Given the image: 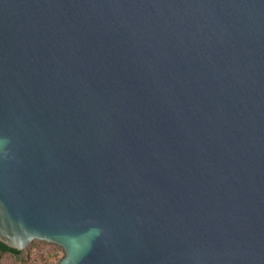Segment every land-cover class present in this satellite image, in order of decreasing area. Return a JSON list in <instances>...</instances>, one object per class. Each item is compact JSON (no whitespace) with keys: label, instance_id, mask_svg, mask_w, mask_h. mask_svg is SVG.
I'll return each instance as SVG.
<instances>
[{"label":"water","instance_id":"95a60500","mask_svg":"<svg viewBox=\"0 0 264 264\" xmlns=\"http://www.w3.org/2000/svg\"><path fill=\"white\" fill-rule=\"evenodd\" d=\"M0 242L264 264V0H0Z\"/></svg>","mask_w":264,"mask_h":264},{"label":"rangeland","instance_id":"374dc122","mask_svg":"<svg viewBox=\"0 0 264 264\" xmlns=\"http://www.w3.org/2000/svg\"><path fill=\"white\" fill-rule=\"evenodd\" d=\"M26 252L27 253L24 254L23 258L28 257L27 262H21L10 255H5L3 256V260H1V264H46V262H50V258L56 254L59 255L58 257H55V263H59V260L65 255L60 247L44 242H34L28 249H26Z\"/></svg>","mask_w":264,"mask_h":264},{"label":"trees","instance_id":"16d2710c","mask_svg":"<svg viewBox=\"0 0 264 264\" xmlns=\"http://www.w3.org/2000/svg\"><path fill=\"white\" fill-rule=\"evenodd\" d=\"M27 253L26 250L25 251H18L15 249H11L9 247H7L6 245H4L3 243L0 242V264L2 263L1 260H3V256L5 255H10L12 257H14L17 260H20L21 262H27L28 257H24V254ZM59 254H56L55 256H52L50 259V262H46V264H58V262L55 263V257H58ZM2 257V259H1ZM60 261V260H59Z\"/></svg>","mask_w":264,"mask_h":264}]
</instances>
